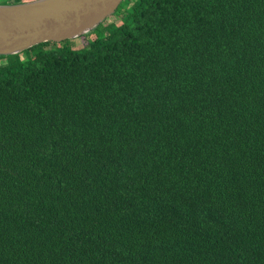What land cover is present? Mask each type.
<instances>
[{"label": "trees", "instance_id": "obj_1", "mask_svg": "<svg viewBox=\"0 0 264 264\" xmlns=\"http://www.w3.org/2000/svg\"><path fill=\"white\" fill-rule=\"evenodd\" d=\"M119 9L0 56V264H264V0Z\"/></svg>", "mask_w": 264, "mask_h": 264}, {"label": "water", "instance_id": "obj_2", "mask_svg": "<svg viewBox=\"0 0 264 264\" xmlns=\"http://www.w3.org/2000/svg\"><path fill=\"white\" fill-rule=\"evenodd\" d=\"M123 0H33L0 4V56L46 42L78 39L112 16Z\"/></svg>", "mask_w": 264, "mask_h": 264}, {"label": "rangeland", "instance_id": "obj_3", "mask_svg": "<svg viewBox=\"0 0 264 264\" xmlns=\"http://www.w3.org/2000/svg\"><path fill=\"white\" fill-rule=\"evenodd\" d=\"M122 19H123V11H121V9L116 10V12L112 16L108 17L103 22V24H101L99 27H97L93 31H91V33H90L91 37L92 36H102V35L107 34L110 31V29H106V25L107 24L119 25V23H121ZM85 36H87V35H85ZM88 39L89 38H87L86 40H88ZM78 42L79 41H76V40L73 42L71 41L72 45H76V44H78ZM18 57L21 61H24L28 57V54L23 52V53L19 54ZM15 58H17V57H15ZM6 60H7L6 58L1 60L0 64H4V61H6Z\"/></svg>", "mask_w": 264, "mask_h": 264}]
</instances>
